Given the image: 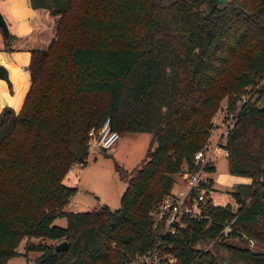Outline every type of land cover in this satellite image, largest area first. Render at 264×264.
<instances>
[{
    "label": "trees",
    "instance_id": "16d2710c",
    "mask_svg": "<svg viewBox=\"0 0 264 264\" xmlns=\"http://www.w3.org/2000/svg\"><path fill=\"white\" fill-rule=\"evenodd\" d=\"M28 2L53 35L30 49L20 109L0 110V264L22 238L38 252L24 264H124L156 243L182 264H264V0ZM242 93L223 144L227 173L249 179L230 191L235 207L206 197L202 217L163 233L150 211ZM105 117L118 136L149 133L148 146L128 171L113 163L125 182L116 208L64 210L76 188L62 178L85 164L87 131Z\"/></svg>",
    "mask_w": 264,
    "mask_h": 264
},
{
    "label": "built area",
    "instance_id": "2783aa9c",
    "mask_svg": "<svg viewBox=\"0 0 264 264\" xmlns=\"http://www.w3.org/2000/svg\"><path fill=\"white\" fill-rule=\"evenodd\" d=\"M264 86V73L257 82V85ZM247 99V95L242 93L235 102V109L225 111L222 108L218 122L211 120L212 127L218 128V135L213 144L207 143L192 153L193 169L183 171L179 174L178 186L171 188L152 208L150 216L153 224H161L163 233L174 234L185 224V219H198L203 216L202 203L212 191L210 173L207 167L213 166L211 160L215 152H221L225 157L227 151L223 148L227 132L234 126L236 113L241 104ZM118 138V133L110 127L109 118L105 117L101 124L95 128L90 127L87 131V151L92 148L98 151L109 149ZM232 219L223 224L218 234H226L229 231V224ZM248 247L255 246V242L246 239ZM209 243L202 248L204 250ZM124 264H182L178 262L175 255L163 250L159 243L143 252L136 253L129 257Z\"/></svg>",
    "mask_w": 264,
    "mask_h": 264
},
{
    "label": "rangeland",
    "instance_id": "374dc122",
    "mask_svg": "<svg viewBox=\"0 0 264 264\" xmlns=\"http://www.w3.org/2000/svg\"><path fill=\"white\" fill-rule=\"evenodd\" d=\"M224 104V100H221V105ZM221 116V111L218 109L212 119L218 122ZM211 119V120H212ZM142 133V132H140ZM139 133V134H140ZM144 133V132H143ZM147 133V132H146ZM132 134V133H131ZM138 134V133H133ZM218 135V128L213 127L207 139V144H213ZM137 136V135H135ZM124 137H118L113 145L121 142L117 152H108V149L98 151L92 148L87 154V165L83 168V172L78 175L72 172H68L67 177L62 182L68 186L78 185V191L75 193L72 204V199L67 201L64 205V210H71L75 207L79 211L93 210L100 205H106L110 209H114L118 206L119 197L125 188V182L120 180L113 168V163L116 162L122 167H132L143 156L146 148V144L143 142L141 145L138 140L124 141ZM133 152V156L130 155ZM136 157V158H135ZM213 162L214 171L208 174L212 178V191L209 194V198L213 204L224 205L230 204L235 207L234 201L231 196V190L236 184H246L241 182V176L230 175L226 171L225 157L221 152H215L211 158ZM78 178V179H77ZM174 183L172 188L178 186L179 174L173 175ZM55 223L63 225V220L60 218L55 219ZM36 242L37 239H30ZM24 241L22 238L16 246V254L8 258L6 264H24L26 259H33L38 252L27 251L24 253ZM45 243L56 244L58 242L53 240H43ZM245 243V240H243ZM258 248L253 246L252 248Z\"/></svg>",
    "mask_w": 264,
    "mask_h": 264
},
{
    "label": "crops",
    "instance_id": "0c3cea01",
    "mask_svg": "<svg viewBox=\"0 0 264 264\" xmlns=\"http://www.w3.org/2000/svg\"><path fill=\"white\" fill-rule=\"evenodd\" d=\"M0 14L8 28L7 40L3 38L0 32V67L3 70L2 76H0V110L4 106H8L14 112H17L22 105L30 84L29 73L26 69L29 62L30 49L46 47L53 35L52 17L43 8L31 7L28 0H0ZM6 46L8 49L5 48ZM131 133L119 135L118 137L123 136L124 141L133 142L138 140L140 145L144 142L147 148L150 139L149 133ZM120 143L112 145L108 152H117L121 145ZM130 155L133 156V152H130ZM86 165L87 158L82 166L72 165L62 180L67 177L68 172L78 173L79 175L81 171L83 172V168ZM132 167L127 165L123 168L128 171ZM240 179L243 183L249 181L246 177H241ZM75 188V193H77V184ZM75 193L68 200L72 199V204H75L73 201ZM71 211L79 210L73 207Z\"/></svg>",
    "mask_w": 264,
    "mask_h": 264
},
{
    "label": "water",
    "instance_id": "95a60500",
    "mask_svg": "<svg viewBox=\"0 0 264 264\" xmlns=\"http://www.w3.org/2000/svg\"><path fill=\"white\" fill-rule=\"evenodd\" d=\"M224 0H216V2L218 3H222ZM0 31H1V34L3 36V38L5 40L8 39V28H7V25L4 21V19L2 18V15L0 14ZM2 73H3V70L2 68L0 67V76H2ZM66 247V241H60L58 243H56L54 246H53V250L57 251V250H63L64 248Z\"/></svg>",
    "mask_w": 264,
    "mask_h": 264
}]
</instances>
